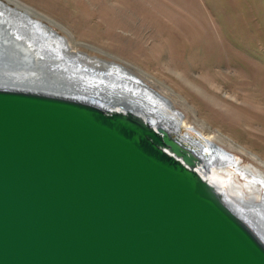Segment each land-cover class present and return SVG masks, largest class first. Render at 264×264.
<instances>
[{"label": "water", "instance_id": "1", "mask_svg": "<svg viewBox=\"0 0 264 264\" xmlns=\"http://www.w3.org/2000/svg\"><path fill=\"white\" fill-rule=\"evenodd\" d=\"M16 2L0 0V264H264V193L216 185L199 140L115 85L119 65L55 52L64 35Z\"/></svg>", "mask_w": 264, "mask_h": 264}, {"label": "rangeland", "instance_id": "2", "mask_svg": "<svg viewBox=\"0 0 264 264\" xmlns=\"http://www.w3.org/2000/svg\"><path fill=\"white\" fill-rule=\"evenodd\" d=\"M20 1L63 26L48 23L72 50L132 69L186 125L264 174V0Z\"/></svg>", "mask_w": 264, "mask_h": 264}, {"label": "bare ground", "instance_id": "3", "mask_svg": "<svg viewBox=\"0 0 264 264\" xmlns=\"http://www.w3.org/2000/svg\"><path fill=\"white\" fill-rule=\"evenodd\" d=\"M10 1L16 2L14 0ZM16 3L18 4L17 6L19 7V9L27 11L28 14H34L35 18L39 20H44V22L47 20L53 26H57V28L60 27L67 33L66 29H64V27L58 24L57 22L49 19L48 17H45L41 13L37 12L36 10L30 7L25 6L24 4H20L18 2ZM28 42L29 43L25 46V50L36 54L37 50L30 43L31 41ZM47 45L53 48L55 52L62 54L68 53V48L70 47L67 43V40L61 41L59 39L55 41H49ZM70 50L74 51L75 49L72 50L70 48ZM36 56L39 57L38 54H36ZM56 57H58V59L60 58V56ZM90 61L97 62V60H95L94 58H91ZM116 64L122 67L116 68L115 66H113V68L115 67V69H111L113 71V74L116 75L115 79L118 80L115 83L116 86L120 84L121 88L129 93L135 92L138 95H143L146 98L145 102L143 101L146 104V106H144V109L149 112L156 108L160 109L163 114L169 117L167 119L163 118L162 122H170L175 126V128L179 129L180 134L188 135L190 140L194 139L195 141H193V144L195 148L199 145L196 143L197 140H199L200 144H203V156L206 157V161H211V163L209 164V175L216 185L221 188L226 187L234 197L242 199L245 202L251 203L252 201H256V203H260L262 201L264 193V174L259 169H254L250 165H241L238 158L234 156H228L220 149L216 152H212L208 145V142L211 141L217 143L216 141H214L210 137L205 136L197 128L186 125L183 120L184 117H180L177 112L167 108L161 100L155 102L152 98H148L150 95V89L145 85L146 83L144 84L143 80L139 76H137V74H135L132 69H129L128 67L123 66L119 63ZM131 87L132 89H130ZM145 91L146 93H144ZM120 105L121 103H117V108H119ZM174 110L177 109L174 107ZM154 113H156V111L153 112V114ZM218 145L221 146L220 144Z\"/></svg>", "mask_w": 264, "mask_h": 264}]
</instances>
